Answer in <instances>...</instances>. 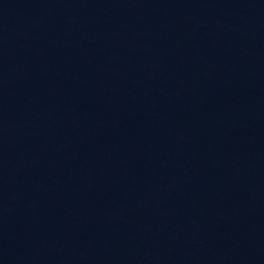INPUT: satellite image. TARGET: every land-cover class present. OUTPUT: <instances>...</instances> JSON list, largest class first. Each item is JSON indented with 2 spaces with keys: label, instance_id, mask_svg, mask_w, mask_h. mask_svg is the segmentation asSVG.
<instances>
[{
  "label": "water",
  "instance_id": "95a60500",
  "mask_svg": "<svg viewBox=\"0 0 264 264\" xmlns=\"http://www.w3.org/2000/svg\"><path fill=\"white\" fill-rule=\"evenodd\" d=\"M0 264H264V0H0Z\"/></svg>",
  "mask_w": 264,
  "mask_h": 264
}]
</instances>
